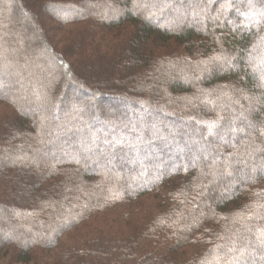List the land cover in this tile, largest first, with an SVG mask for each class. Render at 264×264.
Instances as JSON below:
<instances>
[{"label":"trees","instance_id":"obj_1","mask_svg":"<svg viewBox=\"0 0 264 264\" xmlns=\"http://www.w3.org/2000/svg\"><path fill=\"white\" fill-rule=\"evenodd\" d=\"M221 3L0 0V257L264 264L258 245L244 250L264 230V174L237 172L264 156L246 152L264 147V25L232 31L247 23L235 10L213 23ZM221 53L233 67L200 63ZM218 115L257 125L213 142L233 176L222 163L171 169L189 118Z\"/></svg>","mask_w":264,"mask_h":264},{"label":"snow or ice","instance_id":"obj_2","mask_svg":"<svg viewBox=\"0 0 264 264\" xmlns=\"http://www.w3.org/2000/svg\"><path fill=\"white\" fill-rule=\"evenodd\" d=\"M242 5H237L233 3V0H223V3L220 4L217 9V15L214 17H206L210 18L213 23L219 22L220 24H224L225 22L231 24L232 21L227 20V15L230 11L235 10L236 13L240 16H243L247 23L243 24V26L237 24L234 25L232 31L240 30L243 28H251L257 25H264V12L256 13L252 11V5L249 4L248 11H241ZM264 7V5H262ZM251 13V15H249ZM154 15V13H150V16ZM221 16L225 17L224 20H221ZM202 64H211L214 67L223 68H231L233 67L232 59L221 53L220 55L212 56L208 61H201ZM207 67L204 68V71H208ZM199 77H197L198 79ZM260 86L264 87V74L260 77ZM202 103L214 104L213 101L203 100ZM223 118L218 115L215 120H202L195 119V117H190L189 120H195V126H191V124L186 125L188 127V131L184 132L183 135L186 136L183 145L177 142L175 154L170 159H173V164L171 165V169L175 171H180L183 168L187 171L189 168H197L198 166L202 167H212L218 164H223L224 166V174L231 177L233 176V171L229 170L232 167V163L227 160H221L219 156H213V152L216 150L214 141L219 140L222 144H229L230 141L227 137L231 136L232 140H236L238 135L247 136L249 134V130H255L257 125L252 121L248 120L243 122V126H236L234 123H229L228 125L222 124L221 120ZM183 127V126H182ZM152 130L154 133H158L159 129L156 125H152ZM261 136H264V128L261 129ZM169 136L172 137L173 140L177 139V134L174 130H169ZM159 138L168 142V137L160 136ZM211 138V141L209 140ZM235 147V144L231 145ZM248 149H251V154L254 155L256 153H264V147L255 146L254 144H249L246 148V152ZM79 163V160H76ZM245 165L244 168L237 170L240 179L243 180H254L257 175L264 174V156L261 157L259 163L253 162L252 165ZM166 173H160L159 175H165ZM159 178V176L157 177ZM249 231H251L249 229ZM253 245H258L259 248L264 251V230H258L256 233L255 240H246L244 244V250ZM230 251H240V256H244L243 250L238 249H230ZM239 258V257H238Z\"/></svg>","mask_w":264,"mask_h":264},{"label":"rangeland","instance_id":"obj_3","mask_svg":"<svg viewBox=\"0 0 264 264\" xmlns=\"http://www.w3.org/2000/svg\"><path fill=\"white\" fill-rule=\"evenodd\" d=\"M103 227L104 226L102 224L95 226V228L93 225L91 228L87 229L86 232H89V231L91 232L92 230L99 231ZM82 233L84 234L85 231H82ZM11 256H12V254H11ZM11 256L4 254L3 257H0V264H31V263H25V262H14V259Z\"/></svg>","mask_w":264,"mask_h":264}]
</instances>
